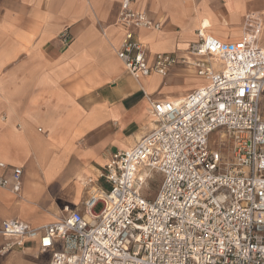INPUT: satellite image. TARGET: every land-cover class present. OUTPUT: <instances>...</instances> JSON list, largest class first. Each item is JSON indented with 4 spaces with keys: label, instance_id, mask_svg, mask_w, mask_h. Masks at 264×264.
I'll return each instance as SVG.
<instances>
[{
    "label": "built area",
    "instance_id": "built-area-1",
    "mask_svg": "<svg viewBox=\"0 0 264 264\" xmlns=\"http://www.w3.org/2000/svg\"><path fill=\"white\" fill-rule=\"evenodd\" d=\"M134 1H121L115 22L123 29L115 54L125 72L134 79L166 77L181 65L207 84L179 102L151 101L154 128L134 147L110 154L98 177L102 185L84 183L79 209L39 228L0 221V256L32 242L50 253L47 264H264L258 31L221 42L201 27L188 57L148 55L133 30L161 27L134 10ZM60 39L71 42L66 30ZM215 132L219 148L210 140ZM153 174L161 180L146 198L143 188ZM21 177L20 167L0 163V190L19 195ZM99 203L103 208L95 213Z\"/></svg>",
    "mask_w": 264,
    "mask_h": 264
},
{
    "label": "crops",
    "instance_id": "crops-1",
    "mask_svg": "<svg viewBox=\"0 0 264 264\" xmlns=\"http://www.w3.org/2000/svg\"><path fill=\"white\" fill-rule=\"evenodd\" d=\"M121 1L0 0V163L22 169L19 195L0 190V221L39 228L79 209L84 183L102 185L110 154L134 147L154 128L151 101L179 102L203 86L181 65L166 77L125 72L115 54ZM133 9L161 27L133 30L148 55L188 57L201 27L221 42L257 30L264 49V0H135ZM42 255L48 263L49 252L26 243L1 255L0 264H44Z\"/></svg>",
    "mask_w": 264,
    "mask_h": 264
},
{
    "label": "rangeland",
    "instance_id": "rangeland-1",
    "mask_svg": "<svg viewBox=\"0 0 264 264\" xmlns=\"http://www.w3.org/2000/svg\"><path fill=\"white\" fill-rule=\"evenodd\" d=\"M217 67H220V65H215V68H217ZM199 79H200V84H202L203 86H205L207 84L204 79H201V78H199ZM166 91H168L170 94H174V89H172L171 87H168V89ZM260 112H261V116L264 117V96L261 99ZM210 140H211V142H214L216 144L217 148H219L220 133H217V132L213 133L210 136ZM160 180L161 179H160V176L158 174H153L151 180H149L148 183L143 188V195L146 198H153V196H154V194L158 188ZM24 181H25L24 189H26L27 182H26V180H24ZM24 200L26 202H33L32 199H24ZM41 204H42V202H41ZM102 208H103V205L99 203L94 208V212L99 213L102 210ZM48 258H49L48 255H42V256H40L39 261H42V262L44 261V264H46Z\"/></svg>",
    "mask_w": 264,
    "mask_h": 264
},
{
    "label": "bare ground",
    "instance_id": "bare-ground-1",
    "mask_svg": "<svg viewBox=\"0 0 264 264\" xmlns=\"http://www.w3.org/2000/svg\"><path fill=\"white\" fill-rule=\"evenodd\" d=\"M202 28H204V27H202ZM152 121V120H151ZM151 123V122H150ZM55 179H54V182H58L59 181V179H60V177L59 176H56V177H54Z\"/></svg>",
    "mask_w": 264,
    "mask_h": 264
}]
</instances>
